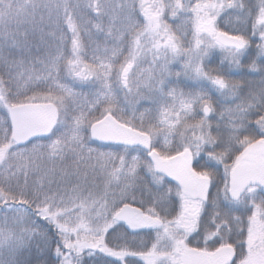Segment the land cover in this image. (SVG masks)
<instances>
[{
    "label": "snow or ice",
    "instance_id": "1",
    "mask_svg": "<svg viewBox=\"0 0 264 264\" xmlns=\"http://www.w3.org/2000/svg\"><path fill=\"white\" fill-rule=\"evenodd\" d=\"M141 262L264 264V0H0V264Z\"/></svg>",
    "mask_w": 264,
    "mask_h": 264
},
{
    "label": "trees",
    "instance_id": "2",
    "mask_svg": "<svg viewBox=\"0 0 264 264\" xmlns=\"http://www.w3.org/2000/svg\"><path fill=\"white\" fill-rule=\"evenodd\" d=\"M138 259V258H137ZM141 264H142V262H141Z\"/></svg>",
    "mask_w": 264,
    "mask_h": 264
}]
</instances>
